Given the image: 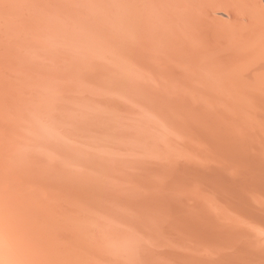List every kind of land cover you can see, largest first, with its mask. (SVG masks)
<instances>
[{"label":"bare ground","instance_id":"bare-ground-1","mask_svg":"<svg viewBox=\"0 0 264 264\" xmlns=\"http://www.w3.org/2000/svg\"><path fill=\"white\" fill-rule=\"evenodd\" d=\"M1 4L0 34L6 45H0V128L6 136L0 140V166L12 165L13 175L33 185L46 180L41 168L26 167L34 182L21 174L25 146L14 144L19 136L29 135L31 116L23 94L34 95L37 91L32 88L49 83L6 59L30 57L41 63L44 59L38 55L52 43V49H61L64 55L90 60L85 52L73 53V45L82 37L92 45L101 43L97 35L105 33V24L118 14L124 34L139 39L149 55H139L137 66L128 57L127 72L133 82L139 81L143 89L174 93L180 97L178 103L189 105L181 106L178 115L169 114L170 120H164L154 106L147 111L150 126H157L162 140L173 148L159 155L154 148L135 150L142 168L137 178L142 194L140 201L128 205L134 210L119 208L124 199L101 187L94 189L97 198L92 204L82 206L92 209L98 199L116 200L102 211L125 225L117 220L116 224L133 233L159 236L163 247L173 240L179 250L165 253L158 263L264 264V0H0ZM79 14L94 24V37L79 31ZM61 57L68 59L60 56L56 61ZM6 72L17 78L15 82L2 77ZM211 101L230 108L227 113L216 107L208 112L202 106ZM184 118L188 127H181ZM65 120L70 128L90 130L72 116ZM123 132L117 137L134 147L135 131L128 136ZM137 134L147 138L140 129ZM72 155L48 176L65 181L72 173L70 167L78 169L72 165L84 167ZM6 157L9 165L2 160ZM15 180L12 177L8 183ZM72 196L69 200L80 205V194L74 190ZM53 198L61 197L49 196Z\"/></svg>","mask_w":264,"mask_h":264},{"label":"rangeland","instance_id":"rangeland-1","mask_svg":"<svg viewBox=\"0 0 264 264\" xmlns=\"http://www.w3.org/2000/svg\"><path fill=\"white\" fill-rule=\"evenodd\" d=\"M112 17V23L105 24L107 31L97 35L101 43L92 45L89 38L82 37L73 45V53L85 52L90 60L64 55L61 49H52V43L38 55L44 59L38 60L41 63H33L30 57L11 56L12 59H6L47 78L49 85L46 87L45 83L32 88L37 91L34 95L23 94L22 102L31 116L29 135L19 136L14 144L16 147L25 146L26 164L21 174L25 173L32 180L31 173L25 171L26 167L28 170L31 166L41 168L46 180H32L36 184L33 185L13 175L12 165L7 169L0 166V171L5 169L4 175H0V264H165L156 260L165 257V253L179 250L171 239L165 241L167 247H163L159 236L130 232L116 224L118 219L104 215L106 213L102 211L110 209L116 200L98 199L92 209L82 206L84 203L90 206L92 199L97 198L94 189L101 187L111 189L116 198L124 199L119 208L134 210L128 205L140 201L142 194L137 183L142 168L138 165L141 163L136 162L139 152L135 150L143 152L145 148H154L159 150V155L160 151L169 152L173 148L171 142L162 140L157 126H150L147 111L154 106L164 120H170L173 117L169 114L178 115L181 106L189 105L178 103L180 97L174 93L147 90L138 85L139 81L134 83L136 80L127 72V59L132 56L131 65L137 66L139 55L149 56L144 51L147 46L139 44V39L130 40L124 34L125 26L118 19V14ZM218 17L223 19L225 16L218 14ZM83 18L85 16L79 14V31L94 37V24L85 22ZM4 44L6 42L0 34V45ZM60 56L68 59L61 57L60 62L56 61ZM62 63L66 64L63 66ZM2 77L9 82L17 79L7 72ZM21 80L30 82L23 77ZM117 80L118 84H115ZM225 106L228 105L211 101L202 107L212 113L215 107L227 113L230 107L223 108ZM69 116L76 118L79 125L89 126L90 130L68 127L65 119ZM136 119L140 121L134 122ZM185 122L186 118L181 127H188L190 122ZM236 128L241 131L239 125ZM138 129L147 138L138 135ZM121 130L125 131L124 136L135 131L134 147L127 139L124 141L117 137ZM0 132V140H4V128H0ZM94 139L96 143H90ZM71 154L84 167L72 165L78 169L70 167L72 173L65 181L49 177L48 174L56 170L57 165H63ZM8 157L2 158L4 164L9 165ZM12 177L16 180L13 184L8 183ZM74 190L81 196L82 200H77L80 205L69 200L73 199ZM99 190H96L97 194ZM49 196L61 198L49 199ZM149 210L152 208L144 213ZM125 214L139 213L126 211ZM118 223L125 225L121 220Z\"/></svg>","mask_w":264,"mask_h":264}]
</instances>
